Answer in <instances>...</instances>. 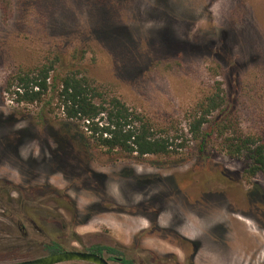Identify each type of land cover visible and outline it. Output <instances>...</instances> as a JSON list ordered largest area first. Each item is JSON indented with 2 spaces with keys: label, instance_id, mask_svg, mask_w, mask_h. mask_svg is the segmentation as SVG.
Instances as JSON below:
<instances>
[{
  "label": "rangeland",
  "instance_id": "374dc122",
  "mask_svg": "<svg viewBox=\"0 0 264 264\" xmlns=\"http://www.w3.org/2000/svg\"><path fill=\"white\" fill-rule=\"evenodd\" d=\"M42 67L118 98L171 154L108 152L56 100L16 103L14 76ZM215 94L264 139V0H0V264L34 249L19 218L36 242L134 264H188L194 248L195 264H264V176L190 131Z\"/></svg>",
  "mask_w": 264,
  "mask_h": 264
},
{
  "label": "trees",
  "instance_id": "16d2710c",
  "mask_svg": "<svg viewBox=\"0 0 264 264\" xmlns=\"http://www.w3.org/2000/svg\"><path fill=\"white\" fill-rule=\"evenodd\" d=\"M50 70L51 67H42L16 74L13 78L15 102L40 103L47 97L56 100L64 118L81 121L94 144L108 152L138 158L171 154L169 139L157 137L151 125L118 98H104L86 78L76 73L68 72L50 79ZM198 109L199 116L191 125V133L202 138L216 134L221 149L231 158L248 155L250 164L243 172L245 180L258 174L264 176V139L242 133L226 99L219 94L206 97ZM203 127L209 131L203 132ZM61 251L63 249L58 243L50 241L42 245L40 253ZM90 251L98 254L105 251L114 257L119 254L112 247L98 245ZM121 262L131 264L125 259H121Z\"/></svg>",
  "mask_w": 264,
  "mask_h": 264
},
{
  "label": "flooded vegetation",
  "instance_id": "af4514ba",
  "mask_svg": "<svg viewBox=\"0 0 264 264\" xmlns=\"http://www.w3.org/2000/svg\"><path fill=\"white\" fill-rule=\"evenodd\" d=\"M23 219L19 218L18 222H16V227H17V229H18V231L20 233V237L19 238L22 239V240H27L28 242L32 243V245H34V249L32 250V252H28L25 255H23L22 257H20V258H22L20 261L36 259V258H41V257L53 255V254H46V253H43V252L40 253L43 244L48 243L50 241H53L55 243H58L62 247L63 251H61V252L78 251V252L91 253V254H95V255H98L100 257H103L109 264H123L121 262V259H125V260L131 262V264H134V260L131 259V258H127V256L125 255L124 251L121 248H117V247L107 246V247H112V248L116 249L119 252V254L114 257L113 255H110V254H108L105 251H103L101 254L91 252L90 249L93 246H96V245H93V246L89 247L88 249H85V250L82 251V250H76L74 248H70V249L65 248L62 245V243H60L57 240L47 239L46 241H44V240L42 241L41 240L40 242H36L33 239L29 238V234H28V232L26 230L25 224L23 223L24 221L26 222L27 220H30V219H27V220L25 218H23ZM74 241L79 242L78 239H75ZM193 242H194V246L196 247L197 243H195V241H193ZM98 246H106V245L98 244ZM197 247H198V244H197ZM197 251H198V248L197 249L194 248L193 254L188 258V264H195V258H196ZM61 252H58V253H61ZM54 254H57V253H54ZM142 259H143V264H166L163 261V259L160 258V257L155 258V259H153L152 256L150 257V253H149L148 257H145V258H142ZM20 261H17V262H20ZM17 262H14V263H17ZM14 263H10V264H14ZM68 263L90 264V263H86V262H67V263H62V264H68Z\"/></svg>",
  "mask_w": 264,
  "mask_h": 264
},
{
  "label": "water",
  "instance_id": "95a60500",
  "mask_svg": "<svg viewBox=\"0 0 264 264\" xmlns=\"http://www.w3.org/2000/svg\"><path fill=\"white\" fill-rule=\"evenodd\" d=\"M67 262H86L90 264H109L103 257L95 254L67 251L41 258L20 261L14 264H62Z\"/></svg>",
  "mask_w": 264,
  "mask_h": 264
}]
</instances>
